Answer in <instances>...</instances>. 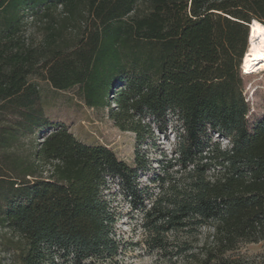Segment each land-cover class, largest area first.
<instances>
[{
  "label": "trees",
  "instance_id": "16d2710c",
  "mask_svg": "<svg viewBox=\"0 0 264 264\" xmlns=\"http://www.w3.org/2000/svg\"><path fill=\"white\" fill-rule=\"evenodd\" d=\"M254 20L264 0H0V227L20 264L116 263L113 185L158 253L250 264L232 253L264 241V113L249 122L241 73ZM31 77L134 133L133 165L46 117Z\"/></svg>",
  "mask_w": 264,
  "mask_h": 264
},
{
  "label": "rangeland",
  "instance_id": "374dc122",
  "mask_svg": "<svg viewBox=\"0 0 264 264\" xmlns=\"http://www.w3.org/2000/svg\"><path fill=\"white\" fill-rule=\"evenodd\" d=\"M28 33L32 34L35 42L39 41L40 35L32 25H28ZM248 44L249 40H247V47ZM243 71L241 65L243 96L250 107L248 120L250 123H254L264 113V67L251 74H244ZM31 80L39 87L40 104L46 117L53 121L64 122L77 139L87 144L110 147L119 159L133 165L134 133L120 130L107 116L106 110L87 107L79 97L76 88L56 90L42 78L31 77ZM156 135L162 150L168 152L173 143L172 134H169L168 140L161 134L156 133ZM221 142L223 145L227 144L226 140ZM144 148L145 154L150 160L156 158L158 150L155 151L150 146ZM141 183L147 185L149 179L144 177ZM111 191L113 194L108 197L111 200V206L118 215L115 232L120 241L121 253L117 257L116 263L92 260L87 264H185L173 254H161L149 247L146 243L147 232L142 225L141 213L131 211L128 199L118 192L116 185H113ZM206 235L207 229L202 228L197 237L198 244ZM175 238L180 241L183 234H167L169 242H175ZM193 243L197 244L194 240ZM19 244L20 238L16 233L0 227V264H20L17 251ZM173 246L168 245V250L171 251ZM232 255L241 257L250 264H264V241L241 243Z\"/></svg>",
  "mask_w": 264,
  "mask_h": 264
},
{
  "label": "bare ground",
  "instance_id": "6f19581e",
  "mask_svg": "<svg viewBox=\"0 0 264 264\" xmlns=\"http://www.w3.org/2000/svg\"><path fill=\"white\" fill-rule=\"evenodd\" d=\"M249 44L242 61L245 74L257 72L264 67V24L254 20L249 27Z\"/></svg>",
  "mask_w": 264,
  "mask_h": 264
},
{
  "label": "water",
  "instance_id": "95a60500",
  "mask_svg": "<svg viewBox=\"0 0 264 264\" xmlns=\"http://www.w3.org/2000/svg\"><path fill=\"white\" fill-rule=\"evenodd\" d=\"M253 22V21H252ZM249 27H250V25H249ZM247 50V49H246ZM242 60H243V58H242Z\"/></svg>",
  "mask_w": 264,
  "mask_h": 264
}]
</instances>
